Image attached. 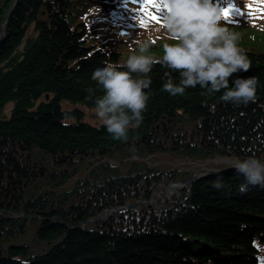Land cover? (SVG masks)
<instances>
[{
  "label": "trees",
  "instance_id": "16d2710c",
  "mask_svg": "<svg viewBox=\"0 0 264 264\" xmlns=\"http://www.w3.org/2000/svg\"><path fill=\"white\" fill-rule=\"evenodd\" d=\"M214 2L223 8L224 0ZM128 3L0 0V264H264V189L239 192L237 173L220 174L224 190L211 186L217 175L197 181L187 198L180 191L165 203L173 208L138 205L103 223L66 228L147 198L148 187L162 179L184 182L192 176L184 168L197 161H264L261 9L250 22L221 20L240 33L239 47L251 61L229 86L236 77H257L254 103L223 102V90L206 95L199 86L171 96L162 88L165 73L177 82L179 73L158 62L147 74L143 121L126 140L82 122L80 110H62V101L95 106L103 89L92 71L123 64L120 52L99 39L115 34V42L126 43L120 29L126 31L124 61L146 40L156 60L163 44L174 43L161 21L134 27L141 12Z\"/></svg>",
  "mask_w": 264,
  "mask_h": 264
},
{
  "label": "clouds",
  "instance_id": "9594fccd",
  "mask_svg": "<svg viewBox=\"0 0 264 264\" xmlns=\"http://www.w3.org/2000/svg\"><path fill=\"white\" fill-rule=\"evenodd\" d=\"M166 4L161 27L174 43L163 44L160 60L147 54L152 41L141 42L123 64L109 62L92 71V79L103 89L95 99V115L116 139L126 140L129 129L142 123L149 100L145 90L151 85L147 74L158 62L179 73L178 82L165 73L169 78L162 88L171 96H183L186 89L199 86L206 95L223 90L220 100L236 106L257 100V77H236L229 86L232 74L248 71L251 61L239 47L240 33L221 23L222 8L214 0H166ZM209 111H215L214 104ZM231 167L243 178L239 192L250 187L264 189V161L249 156L234 161ZM211 186L224 190L223 176L218 174Z\"/></svg>",
  "mask_w": 264,
  "mask_h": 264
},
{
  "label": "rangeland",
  "instance_id": "374dc122",
  "mask_svg": "<svg viewBox=\"0 0 264 264\" xmlns=\"http://www.w3.org/2000/svg\"><path fill=\"white\" fill-rule=\"evenodd\" d=\"M242 1H245V0H242ZM241 5L243 3H240ZM252 10V15H239V16H242L243 18H246V17H249V16H253L254 15V12L253 10H255L254 8H250ZM250 10V11H251ZM249 11H247L248 13ZM233 23H237L238 20H233L232 21ZM256 22V21H255ZM253 22V23H255ZM141 25V24H140ZM114 36L115 34L107 37L106 39H99V41L101 43H103L102 41L106 40L105 41V47L109 50H116V51H119L120 52V59H121V62L123 63L124 62V52H123V47L126 45V43H129L130 44V39L129 37L127 36L126 32L123 33V39L125 40L126 43L124 42H115L114 39ZM153 37V36H152ZM144 42H148L147 40L144 41ZM155 51V47L150 45L149 49H148V55H151L152 57L154 58H158V55H154L153 52ZM8 109L5 113L6 116H9V111L10 109L12 108L13 104L12 103H9L8 105ZM60 106L62 108V110H70V109H73V108H76V109H79V110H82L83 112V117H82V120L85 121V122H88L90 124H93V125H99L101 124V121L97 118V116L95 115V106H88L84 103H70L68 101H62L60 103ZM209 162H212V164H218V163H226L225 160H218V159H206L205 161H202L198 164H196L195 166H192L191 167V171L192 172H196L198 170H205L207 168H210L207 164ZM227 164V163H226ZM170 181L169 180H165V179H162L160 180L159 182L155 183V184H152L150 185L149 189L147 190L148 191V197L149 199H147L146 201L148 203H151L153 205V208L157 205H159L161 203V201H164L165 199H170L172 197H175V196H178L179 195V187L180 186H176L177 183L179 182H172V186L171 184L169 183ZM181 189L184 190L185 193H188L189 190H190V186L186 183L185 184V188L182 186ZM106 212H103L99 215V217L104 220L105 217H106ZM21 215V214H19ZM88 224H92L91 222L83 225V228L86 227V225Z\"/></svg>",
  "mask_w": 264,
  "mask_h": 264
},
{
  "label": "snow or ice",
  "instance_id": "6c2138e0",
  "mask_svg": "<svg viewBox=\"0 0 264 264\" xmlns=\"http://www.w3.org/2000/svg\"><path fill=\"white\" fill-rule=\"evenodd\" d=\"M130 3L137 4L142 13L140 19L141 26H145L148 20L159 23L161 21V16L159 14L167 7L166 0H130ZM124 6L127 8V4ZM259 10L258 7L255 9V11ZM233 13L236 15H244V12H241V10L232 3H229L228 7L222 8V14L226 20L231 18ZM247 15H252V11H249Z\"/></svg>",
  "mask_w": 264,
  "mask_h": 264
},
{
  "label": "water",
  "instance_id": "95a60500",
  "mask_svg": "<svg viewBox=\"0 0 264 264\" xmlns=\"http://www.w3.org/2000/svg\"><path fill=\"white\" fill-rule=\"evenodd\" d=\"M234 172H236L235 169L232 168L231 165H229V166L223 167V168H221L219 170L207 171V172H205V173H208L207 175H205V173L194 175L187 182H190L191 184H194L197 181H199V180H201L203 178H206L207 176L218 175V174L220 175V174H225V173H234ZM121 210H122V208H117L114 211H121ZM76 228H79V225L76 226Z\"/></svg>",
  "mask_w": 264,
  "mask_h": 264
},
{
  "label": "bare ground",
  "instance_id": "6f19581e",
  "mask_svg": "<svg viewBox=\"0 0 264 264\" xmlns=\"http://www.w3.org/2000/svg\"><path fill=\"white\" fill-rule=\"evenodd\" d=\"M233 162H230V165H232Z\"/></svg>",
  "mask_w": 264,
  "mask_h": 264
}]
</instances>
